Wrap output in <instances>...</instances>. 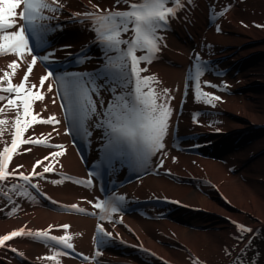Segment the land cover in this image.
<instances>
[{"label":"bare ground","instance_id":"bare-ground-1","mask_svg":"<svg viewBox=\"0 0 264 264\" xmlns=\"http://www.w3.org/2000/svg\"><path fill=\"white\" fill-rule=\"evenodd\" d=\"M63 4L56 14L58 18L44 22L52 29L46 37L49 48L46 45L37 50L34 48V55L37 51L39 59L29 81L37 86L40 78L46 75L44 62L41 63L43 56L54 52V56L49 57L52 59L56 54L67 53L63 50L65 47L57 46L62 39L74 41V37L77 47L86 41L85 31L72 36L79 30L73 26L79 19L73 13L95 11L93 5L101 10L117 8L115 0H63ZM210 6H214L216 13L225 8L228 10L223 16L213 18ZM118 7L127 6L121 4ZM177 16L169 19L170 26L164 34L159 33L164 40L156 58L151 64L140 65L147 67V72L142 75H155L161 82L157 87L170 89L174 97L165 148L151 157L153 162L157 157L163 161L157 169L161 175L148 176L117 194L124 198L121 202L126 205L137 200L149 201L147 208L140 212L142 216L125 217L115 213L108 221L99 222L94 215L88 214L95 212L93 204L101 198L94 188L82 190L65 180L62 184L51 182L62 179L63 175L85 176L86 168L67 142L54 92L47 90L51 84L48 79L40 89L44 99L35 102L34 111L44 119L54 115L59 123L35 124L24 138L46 137L50 145H63L65 154L51 158L50 153L61 149L31 144L20 147L22 154L14 155L9 164L10 171L23 165L19 171L28 175L37 160L43 161L45 166L51 164L54 170L43 177L32 178L38 191L31 190L23 180L5 184V187L13 182L23 185L19 191L27 188L30 195L10 193L11 200L0 195V236L21 227L26 231L46 230L50 236L67 234L72 237L74 252L89 259L76 261L70 258L68 249L50 247L21 236L0 246V264H193L195 260L200 264H235L241 258V246L246 244H242L241 238L237 239L241 236L237 224L253 230L245 234L248 239L256 236L257 230L264 229V70L258 69L264 68V0L231 3L227 0H193V4L186 5ZM70 46L75 45L71 42ZM197 56L205 67L201 77L202 90L221 98L214 101L215 106L195 99V82L189 81L188 76ZM16 59L14 55L0 58V76L8 70V63ZM26 59L30 61L31 56ZM69 61L66 60L64 66ZM62 62H59V68L63 67ZM95 67L86 62L78 69L74 67L77 71L69 70L67 76L87 74L86 80L95 78L98 74ZM26 68L27 65L21 63L12 78L13 83L20 82ZM222 70H225L222 77L215 76V72ZM205 81L217 87H204ZM96 85L99 86V97L93 95V99L97 100L99 112L102 111L100 99L106 106L112 96L104 80L96 79ZM13 115L8 112L6 117L0 118L11 120ZM97 119L93 116L88 121L91 144L98 141V131H104L95 127ZM48 133H51L50 137ZM4 138L10 141L11 136L6 133ZM179 145L189 146L185 149L198 154H181ZM2 147L0 144V150ZM28 148L32 150L25 151ZM45 157L49 159L44 160ZM42 170V166L35 169L36 172ZM72 204L86 212L70 210L68 206ZM13 208L16 209L14 213ZM244 214L254 218V224L246 225ZM151 215L163 216V219H152ZM65 224L69 225L67 229L62 227ZM98 225L111 235L98 232ZM10 248L18 252L14 253ZM57 251L66 254L55 256ZM19 252L24 255H18ZM48 256H55V259H46Z\"/></svg>","mask_w":264,"mask_h":264},{"label":"snow or ice","instance_id":"snow-or-ice-1","mask_svg":"<svg viewBox=\"0 0 264 264\" xmlns=\"http://www.w3.org/2000/svg\"><path fill=\"white\" fill-rule=\"evenodd\" d=\"M115 4L117 6L115 10H101L93 5L95 11L73 13L74 17L81 18V22L90 24L91 30L95 33L93 42L102 46L106 63L104 70L95 78L86 80L87 74L68 75L60 82L64 101L61 103V108L66 109V119L70 121L71 134L85 138L91 136L88 121L92 120L93 116L98 117L95 127L104 130L106 143L103 146V155L97 164V173L104 168L113 167L117 161L121 165L134 168L143 167L152 156L162 152L165 148L164 141L168 135L173 112L171 100L174 97L171 96L170 89L157 87L161 82L155 75H142L147 72V67L142 68L140 65L152 63L157 53L161 51L164 40L159 33L166 31L169 19H176L177 12L184 9L186 5H192L193 0H115ZM121 4L126 5V9L120 10L118 6ZM63 7V0H0V57L5 55L17 57L16 60L8 63L7 69L10 71L4 70L0 76V93L7 94H0V116L6 117L8 112L14 113L11 120L0 118V144L3 145L0 150V195L9 200H11L10 193L21 196L30 195L27 188L19 191L24 186L14 182L5 187L9 181L23 180L38 191V185L32 184V178L43 177L45 173L54 170L51 164L45 166L43 161L37 160L33 171L28 175L19 171L23 165H18L10 172L9 164L14 155L22 154L19 151L22 145H41L61 149V151L50 153L51 158L65 154L63 145H50L46 137L24 138V134L35 124L59 123L54 115L44 119L34 111L35 102L44 99V93L40 89L52 73L49 72L41 77L39 86L30 83L29 76L38 59L33 54L31 42H35L36 48L47 45L46 37L52 29L44 22L58 18L56 14ZM227 10L228 8H225L223 12L216 13L214 6H210L213 18L216 15L223 16ZM257 27L262 26L257 25ZM217 31H219L218 27ZM69 47L71 46H65V48ZM110 52L116 55L109 56ZM137 52L142 54L138 56ZM54 54V52L49 53L41 59L47 61ZM27 56H31L30 61L26 59ZM80 57L78 62H83L87 54L82 50ZM195 60L196 63L190 69L188 76L189 81L194 80L195 82V99L197 102L215 106L214 101H219L221 98L202 90L201 77L204 75L205 67L199 62L198 56ZM21 63L27 65L26 71L19 83H13L12 78ZM96 79L105 81L112 96L106 106L103 99H100L102 111L99 112L97 100L93 99V95L99 97V86L96 85ZM204 87L217 86L205 81ZM47 90L48 92L53 90L51 84L48 85ZM6 133L11 136L10 141L4 138ZM47 136L50 137L51 133ZM31 150V148L25 149V151ZM48 159L49 157L44 158V160ZM173 162H175V157ZM162 164L163 161H161V166ZM38 166H42V172L35 171ZM51 182L62 184L64 178ZM74 182L84 185L92 183L91 180ZM123 199L121 196L112 197L95 202L93 207L99 209L100 219H110L111 214L118 211L117 202ZM68 207L79 213L86 212L84 208L76 204ZM15 211L16 209L13 208L12 212ZM88 214L96 215L95 212ZM62 227L67 229L69 225L65 224ZM237 228L241 234L237 239L253 231L239 224ZM97 230L105 235H111V233H105L102 226L98 225ZM21 236L31 237L49 244L50 247L61 246L63 249L74 251V245L71 243L72 237L67 234L50 236L46 230L26 231L24 227L0 236V246ZM248 244H251L250 240ZM10 250L14 253L18 252L15 248H10ZM225 251L226 254H230L227 250ZM64 254L66 253L57 251L55 256ZM18 255L23 256L24 254L19 252ZM55 256H48L46 259L52 260ZM84 259L89 258L85 256ZM193 264H200V262L195 260ZM252 264H255V261Z\"/></svg>","mask_w":264,"mask_h":264},{"label":"rangeland","instance_id":"rangeland-1","mask_svg":"<svg viewBox=\"0 0 264 264\" xmlns=\"http://www.w3.org/2000/svg\"><path fill=\"white\" fill-rule=\"evenodd\" d=\"M231 1L235 2L236 0H227V2L229 3H231ZM232 15L233 14H231L230 19H232ZM258 69L261 71L264 70V68L262 67H258ZM244 215L245 216L243 222L246 225L251 226L252 224H254V218H252L249 214ZM245 234L240 241L242 242V244H246H243L244 246H241V258L240 260H237L235 264H252L253 261H255V264H264V229L257 230L256 236H253L251 239H248ZM249 240L251 241L250 245L248 244Z\"/></svg>","mask_w":264,"mask_h":264}]
</instances>
